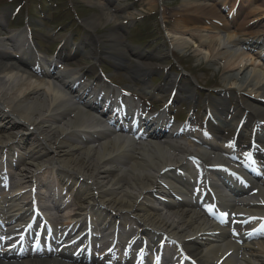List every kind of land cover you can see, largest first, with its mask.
I'll list each match as a JSON object with an SVG mask.
<instances>
[{"label":"bare ground","instance_id":"1","mask_svg":"<svg viewBox=\"0 0 264 264\" xmlns=\"http://www.w3.org/2000/svg\"><path fill=\"white\" fill-rule=\"evenodd\" d=\"M225 1L218 0L222 5ZM87 2L92 4L91 0ZM110 2L101 3V9L106 14L118 12L120 6H110ZM239 10L242 6L237 7L238 16ZM245 14L250 16L252 11ZM173 15L177 30L190 34L198 46L206 47L211 61L222 60L219 69L225 73L221 78L224 88L238 93L234 101L240 109L236 106L231 110L225 90L214 100V109L206 111L209 137L199 134L198 142L186 126L169 127L168 105L159 113H146L148 119L141 121L140 128L132 126V115L139 118L137 114L142 111L140 105L113 93L99 77L96 80L101 85L95 89L78 83L81 70L57 68L55 63H66L69 51L55 60L36 56L30 52L28 36L23 32L0 43V166L14 169L13 175L8 176L11 188L5 191L9 196L6 203L10 209L29 216L37 182L45 184L44 178L53 175L56 185L39 187L56 197L66 195L67 204L59 210L66 215L63 224L52 229L44 226L36 234L33 231L38 225L29 224L32 228L24 232L18 243V237L3 239L16 231L0 205V264H147L129 254L137 246L141 253L152 254L140 242L142 236L149 243L181 242L184 250L197 256L202 264H264V152L255 149L254 162L239 158L238 167L216 156L219 150L233 152L214 140L221 131L241 139L250 137L253 130L259 133L264 129V69L260 68L264 65L260 58L263 54L257 52L253 57L252 53L260 42L254 36L236 39L234 33L235 29L242 36L262 33L264 25L257 31L242 32L244 21L232 30L234 24L227 17L228 24L211 22L205 26L194 23L202 17L186 9ZM100 23V18L88 20L92 27ZM106 38L109 53L119 56L115 57L119 64L125 52L131 50L121 42L116 29ZM7 44L13 52L1 47ZM90 50L92 54L99 53L97 46L92 45ZM158 56L137 53L132 72L135 80H145ZM250 60L255 63L252 69H248ZM176 79L172 84L178 82ZM192 87L191 82L186 83V92ZM147 88L152 96L157 90L161 92L159 102L165 103L163 88ZM107 90L110 95L105 93ZM118 98L127 100L126 113ZM122 120L130 125H122ZM105 121L116 130L106 129ZM23 138L27 140L22 141ZM207 145L210 148L204 147ZM188 159L202 167L212 162L209 168L227 182L234 197L209 179L198 182L195 188L187 185V198L183 201L171 195L182 194L174 184L171 189L172 168L187 164ZM17 164L21 167L15 168ZM82 230L100 231L104 233L102 237L124 238L118 243L104 240L105 253L113 245L116 251L125 244L129 249L125 254L96 257L95 247L77 251V246L63 247L59 242L63 234L73 237ZM157 257L148 263L160 264Z\"/></svg>","mask_w":264,"mask_h":264},{"label":"rangeland","instance_id":"2","mask_svg":"<svg viewBox=\"0 0 264 264\" xmlns=\"http://www.w3.org/2000/svg\"><path fill=\"white\" fill-rule=\"evenodd\" d=\"M87 1L0 0V43H4L12 34L28 32L32 51L43 58L57 59L61 53L69 51L71 55L66 63L58 61L57 68L81 70L83 78H80V82L92 83L95 87L97 83L91 74L97 72L99 76L108 77L119 91L132 90L131 98L147 105L149 109L150 104H153L155 112L162 109L157 100V95L161 94L157 90L154 96H149L147 87L155 90L167 88L175 77L181 87L191 82L192 99L179 98L174 103L170 116L176 115L181 123L186 117H192L189 127H195L196 134L205 129V110H213L214 100L222 95L223 90L226 91L221 80L225 73L219 69L223 62L219 59L211 61L206 47L198 46V41L190 34L177 30L179 28L173 13L186 9L202 17L194 23H202L205 26L211 22L220 24L229 20L234 24L230 27L232 30L244 21L246 26L241 29L242 32L257 31L263 29L264 25V0H227L224 5L218 0H111L109 5H118L120 10L110 14L101 9V3H106L107 0H91L92 4ZM238 6H242L239 16ZM247 11H252V14L246 16ZM94 18H100L101 23L92 27L88 20ZM114 29L121 34V42L131 50L125 52L126 55L119 64L116 60L119 56L110 55V43L106 38ZM235 30L236 39L254 36L260 42L256 49L264 46V32L242 36ZM92 45L99 48L98 54L91 53ZM137 53L159 54L158 58L154 59L155 67L147 72L144 82L135 80L132 75L137 64ZM253 67L255 63L250 60L248 69ZM260 68L264 69V65ZM237 94L226 91L231 110L236 106L240 109L239 103L234 101ZM222 134V131L217 134V141L220 142ZM27 139H30V136ZM27 139L23 138L22 141ZM20 167V164L15 166ZM44 179L47 180L46 184L39 185L49 184L50 175ZM96 254L97 257L101 255L99 251H96Z\"/></svg>","mask_w":264,"mask_h":264},{"label":"snow or ice","instance_id":"3","mask_svg":"<svg viewBox=\"0 0 264 264\" xmlns=\"http://www.w3.org/2000/svg\"><path fill=\"white\" fill-rule=\"evenodd\" d=\"M261 203H264V201H261ZM225 216L227 215V213L224 214Z\"/></svg>","mask_w":264,"mask_h":264}]
</instances>
